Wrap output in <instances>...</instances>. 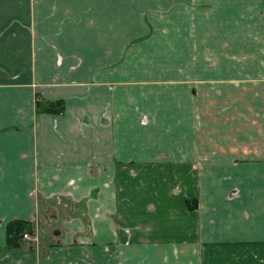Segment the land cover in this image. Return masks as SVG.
I'll list each match as a JSON object with an SVG mask.
<instances>
[{
    "label": "crops",
    "instance_id": "obj_1",
    "mask_svg": "<svg viewBox=\"0 0 264 264\" xmlns=\"http://www.w3.org/2000/svg\"><path fill=\"white\" fill-rule=\"evenodd\" d=\"M0 264H264V0H0Z\"/></svg>",
    "mask_w": 264,
    "mask_h": 264
},
{
    "label": "trees",
    "instance_id": "obj_2",
    "mask_svg": "<svg viewBox=\"0 0 264 264\" xmlns=\"http://www.w3.org/2000/svg\"><path fill=\"white\" fill-rule=\"evenodd\" d=\"M37 100V110L38 111H47L54 113H61L65 109L64 103L62 102H49V101H41L40 97ZM187 205L190 209L197 208V201L188 200ZM32 231L29 223L23 220H14L8 224L7 233H8V244L11 248H19L20 247V238L24 235V233Z\"/></svg>",
    "mask_w": 264,
    "mask_h": 264
},
{
    "label": "built area",
    "instance_id": "obj_3",
    "mask_svg": "<svg viewBox=\"0 0 264 264\" xmlns=\"http://www.w3.org/2000/svg\"><path fill=\"white\" fill-rule=\"evenodd\" d=\"M23 236H24L25 239H31V238H33L32 235L29 232L24 233Z\"/></svg>",
    "mask_w": 264,
    "mask_h": 264
}]
</instances>
